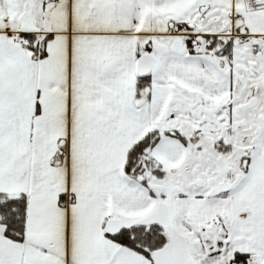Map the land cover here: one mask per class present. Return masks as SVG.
Wrapping results in <instances>:
<instances>
[{
    "label": "snow or ice",
    "instance_id": "6c2138e0",
    "mask_svg": "<svg viewBox=\"0 0 264 264\" xmlns=\"http://www.w3.org/2000/svg\"><path fill=\"white\" fill-rule=\"evenodd\" d=\"M0 264H264V0H0Z\"/></svg>",
    "mask_w": 264,
    "mask_h": 264
}]
</instances>
